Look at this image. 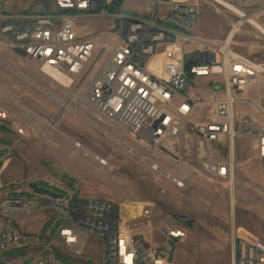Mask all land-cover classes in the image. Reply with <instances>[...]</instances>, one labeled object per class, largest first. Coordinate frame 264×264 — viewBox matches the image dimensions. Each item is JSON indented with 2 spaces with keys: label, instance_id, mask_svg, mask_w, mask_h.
Wrapping results in <instances>:
<instances>
[{
  "label": "built area",
  "instance_id": "obj_1",
  "mask_svg": "<svg viewBox=\"0 0 264 264\" xmlns=\"http://www.w3.org/2000/svg\"><path fill=\"white\" fill-rule=\"evenodd\" d=\"M151 1L163 9V16L111 13L118 0H53L48 13H13L6 9L8 0H0V54L43 74L52 87L66 91L84 85L78 100L98 121L86 120L177 187L187 185L194 172L186 163L189 159L213 178L233 182L234 177H220V169H234L235 176L236 140L243 137L254 140L264 178V63L233 45V38L248 33L239 26L240 17L251 18L250 27L255 28L253 19L264 26V0H173V10L161 7V0ZM200 1L226 20L232 36L212 40L193 34L198 24L193 11H200ZM68 16L110 20L112 25L82 34L77 27L61 24V17ZM51 20H59V27L44 31ZM161 34L172 40L167 51H160ZM177 40H184L188 54H179ZM97 48L106 49L107 57H97ZM187 56L193 58L187 61ZM82 59H89V66H82ZM223 71H231V78H223ZM0 118L7 119L1 109ZM168 125L184 130V137L171 135ZM31 128L45 138L56 131L54 124L38 116ZM17 133L27 135L22 127ZM76 146L84 149L81 143ZM92 156L101 168L113 158L100 161L99 154ZM162 165L178 174L166 172ZM47 211L64 216L58 242L71 255L86 261L82 257L89 237L99 240L101 258L96 264H173L178 247L188 238L183 226H157L150 204L135 216L127 210L125 218L120 207L99 198L5 197L0 199L5 219L0 252L36 244L15 223ZM52 245L46 244L44 252ZM235 245L233 264H264L263 240L236 239ZM34 264L52 263L39 257Z\"/></svg>",
  "mask_w": 264,
  "mask_h": 264
},
{
  "label": "rangeland",
  "instance_id": "obj_2",
  "mask_svg": "<svg viewBox=\"0 0 264 264\" xmlns=\"http://www.w3.org/2000/svg\"><path fill=\"white\" fill-rule=\"evenodd\" d=\"M52 2L53 0H8L6 9L13 13H48L53 9ZM200 3L198 24L193 34L212 40H224L229 31L226 20L207 4L202 1ZM118 4L111 13L132 18L148 17L152 8L151 0H118ZM73 22L82 34L106 30L112 25L110 20H89L79 16L74 17ZM246 27L248 33L235 37V49L264 63V36L255 28ZM167 47H172V43L160 44V51H167ZM177 48L179 54H188V46L182 47L177 43ZM191 58L193 56L186 57L187 61ZM16 69L17 76L23 82L22 88L15 89L18 94L16 101L0 93V107L4 106L10 112L22 115L24 120L21 124L26 131L31 129V123L37 116L56 127L49 139L43 137L38 130L27 131L28 136L23 139L17 153L20 162L31 161L37 166L45 161L44 168L55 180L42 181V187L66 198L74 193V200L82 199L84 191L95 198L116 204L122 210V215L127 214L130 209L132 214H137L144 204H150L152 220L157 226H183L187 230L188 238L178 247L173 264H233L236 239L259 238L264 241V178L260 173L252 138L236 140L233 182L213 178L189 159L186 163L194 172L187 181L186 188L180 189L161 173L152 171L137 155L117 146L113 139L86 120V117H90L98 121L93 113L83 111L78 100L83 96L84 85H76L65 91L52 87L43 74L30 68L23 69L17 65ZM203 82L199 81L200 84ZM261 103L264 106V100ZM40 125L43 129L47 128L43 122ZM76 143H81L84 149L77 148ZM92 154L113 155V158L108 167L101 168ZM55 165L66 170L56 168ZM162 168L166 172L178 174L169 165H162ZM59 183L65 188L61 189ZM77 184H81L82 188ZM233 198L234 213L231 205ZM17 222L18 220L15 224ZM63 223L64 216L55 211L42 229V238L37 246L44 248L46 244L53 243L46 252L50 262L98 263L101 258V245L96 237L91 236L87 241L82 257L86 261L71 255L68 250L53 242ZM154 235L160 234L156 232ZM46 239L48 243L45 244ZM32 247L29 243L24 244L7 250L4 256H20ZM34 262V257L29 256L23 264Z\"/></svg>",
  "mask_w": 264,
  "mask_h": 264
},
{
  "label": "crops",
  "instance_id": "obj_3",
  "mask_svg": "<svg viewBox=\"0 0 264 264\" xmlns=\"http://www.w3.org/2000/svg\"><path fill=\"white\" fill-rule=\"evenodd\" d=\"M0 59V93H2L5 97H9L12 101H16L18 94L15 89L16 87L22 88L23 85L22 79L17 76L18 71L16 69V66L18 64L12 56L6 53H1ZM0 109L1 111H5L7 113L6 120L0 118V199L5 197L10 199L32 198L37 195L31 188L32 183H37L39 187L48 190L47 187H42L41 183L44 180L53 181L54 177H52L47 169L44 168L45 161H42L40 165L36 166L35 163L31 161L20 162L19 159H17V153L21 148L22 141L24 138H26L17 133V129L21 127L26 131L25 126L21 124V122L24 120V117L16 112H10L9 109L4 106L0 107ZM31 130L33 129L31 128L29 131ZM55 167H61L65 169L62 166L55 165ZM77 185L82 188L81 184ZM59 186L61 187V189L65 188L61 183H59ZM70 195L73 196L74 193H70ZM81 198L92 199L95 197H93V195H89V193H84L83 191ZM54 212L55 211H47L18 220L16 224L17 229L23 235L31 239H35L37 243H29L33 247L25 254L20 256L7 258L4 256V253L6 251L0 252V264H23L24 260L29 256H33L35 260L39 257L49 258L48 253L44 252L43 246L38 247L37 245L42 238V229L47 225L51 214H53ZM4 227L5 219L0 214V234L3 233ZM53 242H55V244H59L58 233L56 236V240ZM46 243H48L47 239L45 241V244Z\"/></svg>",
  "mask_w": 264,
  "mask_h": 264
},
{
  "label": "bare ground",
  "instance_id": "obj_4",
  "mask_svg": "<svg viewBox=\"0 0 264 264\" xmlns=\"http://www.w3.org/2000/svg\"><path fill=\"white\" fill-rule=\"evenodd\" d=\"M161 7H164L166 10H173L174 9V1L173 0H161ZM150 16L154 17H161L163 16V9H156V6H152L150 11ZM199 11H193V19H199ZM76 16H68V17H61V24L68 25L69 27H77L75 23L73 22V18ZM254 27L259 31L261 35L264 36V26H262L260 23H258L256 20H252ZM197 26V24H196ZM239 26L241 28H247L246 26H251V18L247 17H240L239 18ZM57 27H59V20H51L49 24H44V31H56ZM227 36H232V29L229 28ZM233 38V45H235ZM172 43V40H169L168 34H161V43ZM177 43L184 46V40H177ZM97 57H107V50L104 48H97ZM82 66H89V59H82ZM223 78H231V71H223ZM67 84V81H65ZM75 98H77L75 96ZM68 108L70 106L67 105ZM168 132L171 133V135H177V137H184V130H178V127L175 125H168ZM100 161H107V157H103L99 155ZM220 177L223 178H232L234 177V169H220ZM178 188L185 189L186 184H178ZM232 208L234 213L235 208V199H232ZM129 209V208H128ZM122 211V210H121ZM127 214H123L125 218L128 217ZM133 216L136 215V213L132 214Z\"/></svg>",
  "mask_w": 264,
  "mask_h": 264
},
{
  "label": "water",
  "instance_id": "obj_5",
  "mask_svg": "<svg viewBox=\"0 0 264 264\" xmlns=\"http://www.w3.org/2000/svg\"><path fill=\"white\" fill-rule=\"evenodd\" d=\"M31 188L33 189L35 194L40 195V196H50L52 198H63L64 197L50 190L39 187L37 183H32Z\"/></svg>",
  "mask_w": 264,
  "mask_h": 264
}]
</instances>
